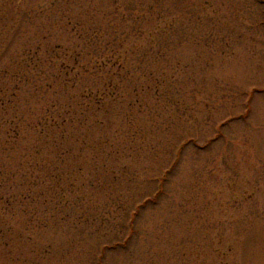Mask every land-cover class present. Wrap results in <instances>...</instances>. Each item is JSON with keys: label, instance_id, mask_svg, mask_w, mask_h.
<instances>
[{"label": "rangeland", "instance_id": "374dc122", "mask_svg": "<svg viewBox=\"0 0 264 264\" xmlns=\"http://www.w3.org/2000/svg\"><path fill=\"white\" fill-rule=\"evenodd\" d=\"M0 201V264H264V0H0Z\"/></svg>", "mask_w": 264, "mask_h": 264}, {"label": "trees", "instance_id": "16d2710c", "mask_svg": "<svg viewBox=\"0 0 264 264\" xmlns=\"http://www.w3.org/2000/svg\"><path fill=\"white\" fill-rule=\"evenodd\" d=\"M103 63L104 65L108 64L107 61H103ZM88 96L90 99H92V92H90ZM93 99H94L93 106H91V104L87 105L85 110L81 111L80 113H77L75 111L70 112V109H68L67 111L62 110L58 112H51L48 109L46 114L39 120L38 124L40 128H38V124H37L36 132L34 133L35 135L34 141L30 143L31 144L30 149L33 151V154L40 157L41 152L48 151V150L50 151L51 147L62 145L65 141H67L68 139H66V136H70V138L72 139L74 138V134L79 133V131H80L79 135H82V130L84 128H87V132H91L89 131V128H88L89 120H91L92 116H94L95 114L98 115L101 112L100 109H102V107L105 104L104 103L102 105V103L104 102V95H100L98 91L94 95ZM93 109H94V114H91V111ZM57 136L61 138L60 143L56 141ZM80 137L81 136H79L77 140H74V141L72 140V141L74 142L75 145L78 144V146L82 148L85 142H83L80 145L79 143ZM100 140L98 139L96 141H100L99 144L102 145L101 150H105L103 145H107L109 140L108 139H100ZM72 141L70 142H71V145L73 146ZM18 143L19 142L16 141L15 143L11 145L15 146ZM71 150H73V148L72 149L69 148L68 151L62 150L60 153H58V159H57L58 165H61V166L58 168V170L55 173H52L51 180L55 179L56 177L58 179L57 180V184L59 186L58 190H61L62 188H69L70 192L72 193L71 191L72 187H73V192L75 188H78V187H75V184H77L75 182L76 179L70 180L71 176L66 178V180L63 179V176L67 175L66 173L67 171L63 169L64 167L67 166V164L64 163L67 159L66 157H64V155L66 153H70ZM47 154L48 152L46 153V155ZM42 161H43V158H42ZM43 164L47 167L53 166L51 163L48 162L47 159L45 160V163ZM36 165H40L37 159H36ZM36 180L37 178L34 179L33 181H25L23 185L27 188V191H25V194H23V198L27 199L31 197L34 200V195H35V193L33 192L34 186L37 185L38 182L45 183L49 179L45 177V179H40L39 181H36ZM61 183H66V185L63 186L61 185ZM59 196H60V201H57L56 203H54L55 204L54 208L56 207V209H58V207H62L64 209L68 206L69 199L67 195L65 194H62V196L61 195ZM24 202H28V201H0V204L2 205V206L0 205V211H4L5 209H8V210L13 209L16 207L15 205H17L18 203L22 204ZM64 213L66 214V212ZM42 225L46 226L47 223H42Z\"/></svg>", "mask_w": 264, "mask_h": 264}]
</instances>
